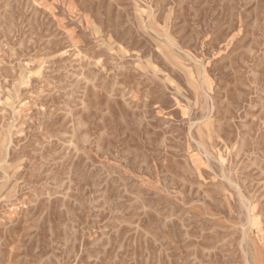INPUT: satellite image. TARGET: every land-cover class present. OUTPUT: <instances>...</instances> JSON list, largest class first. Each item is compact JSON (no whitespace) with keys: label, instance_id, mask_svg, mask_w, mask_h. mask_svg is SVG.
Returning <instances> with one entry per match:
<instances>
[{"label":"rangeland","instance_id":"374dc122","mask_svg":"<svg viewBox=\"0 0 264 264\" xmlns=\"http://www.w3.org/2000/svg\"><path fill=\"white\" fill-rule=\"evenodd\" d=\"M0 264H264V0H0Z\"/></svg>","mask_w":264,"mask_h":264}]
</instances>
